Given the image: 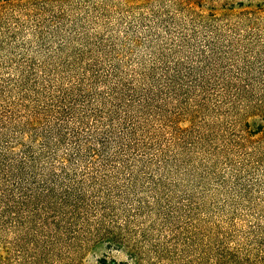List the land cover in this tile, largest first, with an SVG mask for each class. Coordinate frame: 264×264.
I'll use <instances>...</instances> for the list:
<instances>
[{
    "label": "rangeland",
    "instance_id": "374dc122",
    "mask_svg": "<svg viewBox=\"0 0 264 264\" xmlns=\"http://www.w3.org/2000/svg\"><path fill=\"white\" fill-rule=\"evenodd\" d=\"M180 1L0 0V102L18 97L14 87L3 94L1 82L26 77L62 82L66 80L60 78L88 68L86 64L106 69L111 57L126 64L152 62L159 44L168 33L176 34L178 26L185 25L189 34L198 32L186 45L198 43L205 24L239 33L242 45L251 33L264 39V18L250 31L255 16L246 12L264 16V0H191L195 12ZM224 46L218 44V52ZM254 81L252 104L264 95L262 79ZM208 107L210 112L195 125L203 126L196 144H173L162 168L155 167L151 176L142 174L136 184L121 177L109 180L124 184L106 193V211H100L104 226H115L112 238L91 236L93 222H86L80 235L72 234L79 215L72 219L73 208H60L56 213L64 215V236L50 248L48 264H264V135L255 141L242 137L248 117L242 109L221 110L211 102ZM248 121L253 130L264 129L259 116ZM27 189L0 171V264H32V232L54 230L50 210L44 212L45 224L34 217L19 227L33 215L32 201L24 202L19 193ZM88 194L91 199L97 190ZM93 201L88 210L92 216ZM39 208L40 214L46 207Z\"/></svg>",
    "mask_w": 264,
    "mask_h": 264
},
{
    "label": "trees",
    "instance_id": "16d2710c",
    "mask_svg": "<svg viewBox=\"0 0 264 264\" xmlns=\"http://www.w3.org/2000/svg\"><path fill=\"white\" fill-rule=\"evenodd\" d=\"M190 1L180 3L195 12ZM148 2L126 0L129 5ZM246 12L255 16L250 19V31L257 30L256 20L264 16L257 10ZM202 26L203 36L193 45L186 43L189 37L196 39L198 32L189 34L183 29L185 25L178 26L176 34L168 33L152 62L126 64L111 57L106 69L101 70L97 63L86 64L88 68L60 78L66 80L62 82L54 77L1 82L3 94L14 87L18 97H5L0 102V171L17 185L27 186L29 189L19 193L24 202L32 201L33 215L18 225L23 227L34 217H42L39 222L45 224L44 212L55 213L50 220L52 232H32V264H48L50 248L64 236L61 223L65 218L57 214L60 208H73L69 214L72 219L79 215L72 234L80 235V228L93 222L91 236L112 238L115 226H104L100 211H106L103 206L109 193L124 184L116 179L109 184V180L121 177L136 184L142 174L151 176L155 167L162 168L173 144H196L203 126L195 125L200 115L210 112V102L221 110L242 109L248 114L243 138L255 141L264 135L262 127L253 130L248 121L250 116L264 121V95L252 104L254 79L264 83V50L260 49L264 44L253 42L263 43L264 39L251 33L242 45L239 33ZM218 44H226L221 53ZM185 48L188 52L181 58ZM94 190L97 194L89 199L88 193ZM89 200H94L93 216L88 212ZM39 207L46 208L39 214ZM24 208L28 211V206Z\"/></svg>",
    "mask_w": 264,
    "mask_h": 264
}]
</instances>
